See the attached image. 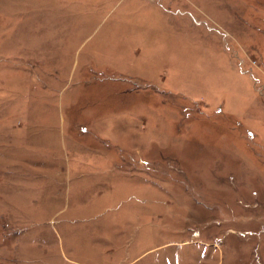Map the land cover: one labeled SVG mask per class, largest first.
I'll return each mask as SVG.
<instances>
[{
    "label": "rangeland",
    "instance_id": "rangeland-1",
    "mask_svg": "<svg viewBox=\"0 0 264 264\" xmlns=\"http://www.w3.org/2000/svg\"><path fill=\"white\" fill-rule=\"evenodd\" d=\"M0 264H264V0H0Z\"/></svg>",
    "mask_w": 264,
    "mask_h": 264
}]
</instances>
